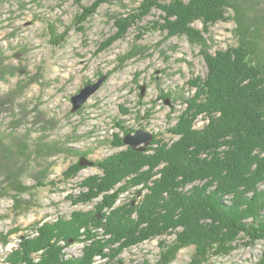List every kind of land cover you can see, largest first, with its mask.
I'll use <instances>...</instances> for the list:
<instances>
[{"label": "trees", "instance_id": "1", "mask_svg": "<svg viewBox=\"0 0 264 264\" xmlns=\"http://www.w3.org/2000/svg\"><path fill=\"white\" fill-rule=\"evenodd\" d=\"M107 1L93 0L82 21ZM157 2L145 0L134 18L120 19L116 26L122 35L159 7L165 14L156 30L169 37L183 35L201 47L207 74L188 83L195 92L183 99L186 108L168 131L176 140L167 144L154 136L147 147H125L93 162L102 176L85 179L86 191L76 202L98 200L95 211L37 224L36 235L20 236L3 264H94L107 251H116L111 255L116 258L124 249L172 232V245L161 246L162 264L189 246L194 247L191 264H208L212 255L232 252L241 234L247 238L245 245L264 242V0ZM229 11L235 46L211 53L204 34L227 21ZM195 22L202 24V31L192 26ZM13 93L0 100V107L14 105ZM199 119L205 124L196 128ZM21 124L18 120L16 129ZM28 137L0 133V199L11 198L13 209L25 212L35 205V190L46 186L43 175L35 176L32 187L23 184L27 160L34 152H52L42 138L31 144ZM114 146L124 147L123 137L116 136ZM54 149L64 151L58 145ZM79 169L76 163L64 176L71 178ZM138 187L146 190L139 202L115 206L121 194ZM8 243V236L0 237L2 246ZM74 243L84 244L81 257L64 253Z\"/></svg>", "mask_w": 264, "mask_h": 264}, {"label": "rangeland", "instance_id": "2", "mask_svg": "<svg viewBox=\"0 0 264 264\" xmlns=\"http://www.w3.org/2000/svg\"><path fill=\"white\" fill-rule=\"evenodd\" d=\"M157 1L162 5L172 0ZM144 2L108 0L82 21L93 0H0V100L11 92L15 97L14 105L0 107V133L8 137L29 134L31 144L42 138L52 150L34 152L27 160L23 184L34 186L35 176L40 175L46 184L35 190V205L29 211L14 210L11 198L0 199L4 216L0 237L8 236L9 241L6 246L0 244V264L18 247L20 236L36 235L37 224L68 218L73 212L95 211L98 200L76 201L86 191L85 179L102 176L92 163L125 149L114 146L116 136L143 131L159 136L163 143L176 140L168 131L186 108L183 99L195 92L188 83L196 77L204 79L207 67L200 46L183 35L169 37L155 29L165 14L159 7L119 35L117 21L134 18ZM227 16V21L204 34L211 53L235 46L233 12ZM192 26L202 31L200 22ZM102 77L106 80L97 92L73 111L71 97ZM18 120L22 124L16 129ZM204 124L199 119L196 128ZM55 145L64 151L57 152ZM76 163L80 166L77 174L66 178L65 172ZM140 188L121 194L115 206L139 202L146 193ZM175 238L172 232L144 241L116 258L111 257L116 251H107L94 264H162L161 246L172 245ZM246 241L241 234L232 252L212 255L208 264H264V242L248 246ZM83 248V243H74L64 253L78 258ZM193 255L194 247L182 248L168 264H191Z\"/></svg>", "mask_w": 264, "mask_h": 264}, {"label": "water", "instance_id": "3", "mask_svg": "<svg viewBox=\"0 0 264 264\" xmlns=\"http://www.w3.org/2000/svg\"><path fill=\"white\" fill-rule=\"evenodd\" d=\"M105 77L98 79L97 82L85 85L76 95L71 97L72 110L77 111L87 100L97 92L101 87ZM153 139V134L146 133L143 131H137L134 134H127L123 138V144L126 147L133 149L139 148L140 146H148Z\"/></svg>", "mask_w": 264, "mask_h": 264}]
</instances>
